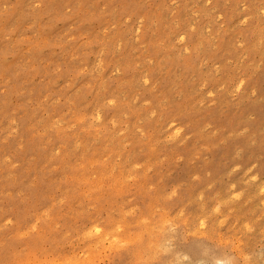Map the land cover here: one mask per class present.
I'll use <instances>...</instances> for the list:
<instances>
[{
    "label": "rangeland",
    "instance_id": "obj_1",
    "mask_svg": "<svg viewBox=\"0 0 264 264\" xmlns=\"http://www.w3.org/2000/svg\"><path fill=\"white\" fill-rule=\"evenodd\" d=\"M0 264H264V0H0Z\"/></svg>",
    "mask_w": 264,
    "mask_h": 264
}]
</instances>
